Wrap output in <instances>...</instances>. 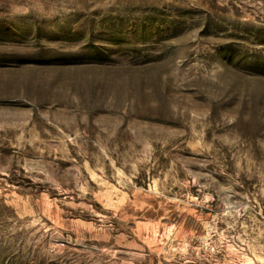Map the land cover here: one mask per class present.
Returning a JSON list of instances; mask_svg holds the SVG:
<instances>
[{
  "label": "rangeland",
  "instance_id": "obj_1",
  "mask_svg": "<svg viewBox=\"0 0 264 264\" xmlns=\"http://www.w3.org/2000/svg\"><path fill=\"white\" fill-rule=\"evenodd\" d=\"M0 264H264V0H0Z\"/></svg>",
  "mask_w": 264,
  "mask_h": 264
}]
</instances>
